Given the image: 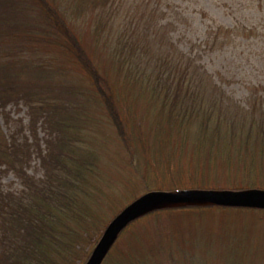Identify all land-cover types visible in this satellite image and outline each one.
Masks as SVG:
<instances>
[{"label": "rangeland", "instance_id": "obj_1", "mask_svg": "<svg viewBox=\"0 0 264 264\" xmlns=\"http://www.w3.org/2000/svg\"><path fill=\"white\" fill-rule=\"evenodd\" d=\"M43 1L9 3L17 34L0 35V48L21 52L11 66L3 65L15 75V92L45 100L8 103L10 117L0 124L6 135L27 140L24 170L35 179L44 175L43 157H68L73 142L76 156L92 158L86 184L93 190L75 193L85 220H69L76 223L73 230L62 232V246L74 244L72 256L65 250L71 262H82L76 251H88L81 263L87 264L112 220L149 192L264 191V0ZM67 3L69 13L63 9ZM46 5L59 13L58 23L55 15L44 14ZM62 11L77 53L73 44L72 53L62 50ZM78 55H88L99 78L113 83L121 126L105 113ZM42 56L48 69L39 73ZM59 104L63 129L49 115ZM37 112L46 118H37ZM143 174L187 188L144 193ZM196 182L207 188H189ZM0 183L5 192L19 194L23 188L5 168ZM186 205L212 206L174 210L161 225L142 218L127 231L156 208ZM128 224L99 264H264L261 207L153 198Z\"/></svg>", "mask_w": 264, "mask_h": 264}, {"label": "trees", "instance_id": "obj_2", "mask_svg": "<svg viewBox=\"0 0 264 264\" xmlns=\"http://www.w3.org/2000/svg\"><path fill=\"white\" fill-rule=\"evenodd\" d=\"M96 1L97 3L103 2L107 5L109 0H106V2L105 0ZM42 2L44 1L42 0ZM9 3H16L17 5L19 4V6H23V0H0V35L6 34L10 39L16 38L18 24L12 19L15 11L10 8ZM42 8H44V14L55 15L56 18H52V20L58 23V19H60L58 17L59 13L55 9L50 8L48 5ZM63 9L65 13H69V3L64 5ZM70 10H72L71 6ZM66 21L62 11V31L65 34L62 38V50H68V52L72 53L74 50L70 45L73 44L77 53L78 44L76 40L71 44L68 42V39L73 41L74 38L69 35V27ZM27 33L31 34V30ZM3 39L4 37L1 40ZM40 39L42 40L41 37ZM5 49L6 47H4L3 50L0 48V52H2L0 55V121L1 119L6 121L7 117H10L9 113L6 112L7 105L10 102L18 103L24 100L23 102H25L26 105L31 106L37 99L45 100L41 95L33 96L32 98L27 97L28 95L26 96L23 90L15 92L12 83L15 75L13 76V72L10 73V71L5 72L7 66L5 67L3 65L6 64L11 66L9 64L12 63V61H16L21 52H18L17 49L15 50L14 48L11 50ZM82 50L83 48L79 46L78 54H81ZM5 51L7 53H5ZM15 51L18 53L17 57L15 56ZM78 57L77 59L83 61L84 71L90 75L94 81V86L98 88L97 91L94 90V92L97 95L99 93V97L103 99L105 113L114 124H118V127L121 126L120 119L115 110V102L117 99L115 98L116 94L113 90V83H110V81L106 82L105 78H99V69L94 66L88 55H84L83 57L78 55ZM42 59H45V57L42 56L38 59L37 67L39 68V73H43L48 69L46 61L43 65L40 62ZM35 62L36 61L33 60V63ZM27 63L26 66H29V62ZM163 87L162 85V90L165 91L167 86H165L164 89ZM25 91L26 93L30 92L28 89ZM161 93L162 92H160V94ZM46 106L50 108L53 107V105L47 104ZM51 111L53 112L49 115L53 114L52 119L55 120L56 123L54 127L58 129L62 127L63 129L66 123L62 121V104L57 105V108ZM34 115L37 116V118H46L41 112H37ZM45 121L47 122V119ZM70 147L72 151L68 154V157L62 155L63 161L58 156L56 157V160H59L58 162H56V160L52 161V159L49 158L50 153L43 157L42 166L45 169L44 175L40 179H35L24 170L25 164L29 161L30 157L27 140L24 139V141H21L16 135H6L0 124V168L3 170L4 168L9 169L16 173L23 186L19 194H17L16 192L11 193L3 191L0 183V264H75L74 260L72 262L70 261L71 258L68 257V251H65L66 248L69 247L71 249V253L69 252V254L72 256L73 251H75L74 244L69 241V245L66 244L62 246L64 243L62 232L67 234L68 229L73 230L72 225L76 223L69 222V220L72 221L74 218H79L81 221L85 220L83 215L86 214H83L82 208H79L81 203H78L75 193L81 192L87 195L93 190L90 184H86V180L90 179L88 173L92 171V158L89 157L87 153L76 156V152L74 151L76 144L74 142ZM143 176L145 183H142L143 187L141 190L144 191V193L152 190L173 191L179 190L180 188H187V185L181 184L180 181L179 183L182 187L170 183L165 184V182L159 181L158 178L149 181L147 179L149 175L143 174ZM77 185L81 186L77 187ZM203 185L204 184H199L197 182L194 184L190 183L189 188H201ZM248 187L250 189H260L256 186ZM211 206L212 205H186L156 208L137 218V220L133 221L131 225L128 226L129 229L126 230L129 232L130 228L134 227L142 218L155 220L156 224L159 225L163 219H172V217L175 216L172 213L174 210L187 208L207 209ZM64 217L67 220H65ZM62 223L69 224V226L66 227ZM49 246L59 251H48ZM80 255L82 256L79 257V259L83 258L81 260L82 262L86 261L89 256L88 251H76V255L74 254V256ZM61 256L67 257L66 262L62 260ZM82 262H79V264Z\"/></svg>", "mask_w": 264, "mask_h": 264}, {"label": "water", "instance_id": "obj_3", "mask_svg": "<svg viewBox=\"0 0 264 264\" xmlns=\"http://www.w3.org/2000/svg\"><path fill=\"white\" fill-rule=\"evenodd\" d=\"M162 198L168 202L185 200H203L207 203L225 206H252L264 208V191H185L181 195H172L164 192H149L138 201L128 206L107 227L101 241L93 251L87 264H99L106 247L114 237L136 216L148 200Z\"/></svg>", "mask_w": 264, "mask_h": 264}, {"label": "bare ground", "instance_id": "obj_4", "mask_svg": "<svg viewBox=\"0 0 264 264\" xmlns=\"http://www.w3.org/2000/svg\"><path fill=\"white\" fill-rule=\"evenodd\" d=\"M112 221H113V220H112ZM128 225H129V224H127L123 229H126ZM108 226H109V225H108ZM108 226H107V227H108Z\"/></svg>", "mask_w": 264, "mask_h": 264}]
</instances>
